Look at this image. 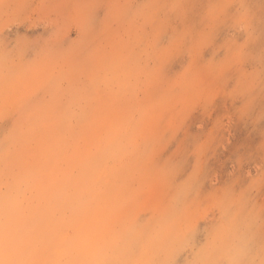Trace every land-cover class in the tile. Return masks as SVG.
Here are the masks:
<instances>
[{
  "label": "rangeland",
  "instance_id": "rangeland-1",
  "mask_svg": "<svg viewBox=\"0 0 264 264\" xmlns=\"http://www.w3.org/2000/svg\"><path fill=\"white\" fill-rule=\"evenodd\" d=\"M22 260L264 264V0H0Z\"/></svg>",
  "mask_w": 264,
  "mask_h": 264
},
{
  "label": "clouds",
  "instance_id": "clouds-1",
  "mask_svg": "<svg viewBox=\"0 0 264 264\" xmlns=\"http://www.w3.org/2000/svg\"><path fill=\"white\" fill-rule=\"evenodd\" d=\"M84 243H86V240L84 238H81V239L73 242V244H78V245H82ZM20 264H31V262L22 260V261H20Z\"/></svg>",
  "mask_w": 264,
  "mask_h": 264
}]
</instances>
